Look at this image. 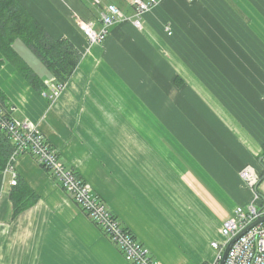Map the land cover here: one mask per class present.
I'll return each instance as SVG.
<instances>
[{"label": "crops", "instance_id": "0c3cea01", "mask_svg": "<svg viewBox=\"0 0 264 264\" xmlns=\"http://www.w3.org/2000/svg\"><path fill=\"white\" fill-rule=\"evenodd\" d=\"M18 1L82 57L54 102L4 65L6 110L38 127L155 262L213 263L233 210L264 207V0H162L140 29L120 21L90 47L77 20L108 4L131 15L126 0ZM13 48L46 86L41 63ZM13 171L38 202L12 218L11 174H0V264H129L30 154Z\"/></svg>", "mask_w": 264, "mask_h": 264}, {"label": "built area", "instance_id": "2783aa9c", "mask_svg": "<svg viewBox=\"0 0 264 264\" xmlns=\"http://www.w3.org/2000/svg\"><path fill=\"white\" fill-rule=\"evenodd\" d=\"M126 1L132 10L131 15H125L117 6L108 4L100 13L98 21L77 20V25L89 47L102 43L106 39L110 27L120 21H130L135 28L140 29L144 15L162 0ZM99 3L100 0H93V5ZM166 30L170 34L169 28ZM46 86L49 88V92L43 93V96L50 102H54L64 89V85L56 84L53 77L46 82ZM0 129L6 133L13 146L9 164L3 171L11 174V186L16 185L17 181V175L13 171L15 160L24 153L30 154L42 169L49 171L74 203L84 209L92 223L105 232L108 239L117 246L126 262L129 264H158L152 259L146 248L137 242L127 230L121 228L119 222L102 201L93 194L91 188L72 170L64 166L57 151L47 143L37 126L27 120L14 119L0 105ZM240 176L249 187L256 189V181L249 171H243ZM257 194L256 192L255 199L258 201ZM263 215L264 207L256 206L255 202L247 207H236L232 216L221 225L222 243L220 245L217 241L211 243V248L218 250V253L215 261L207 264H217L228 243ZM223 264H264V222L252 226L233 243Z\"/></svg>", "mask_w": 264, "mask_h": 264}, {"label": "trees", "instance_id": "16d2710c", "mask_svg": "<svg viewBox=\"0 0 264 264\" xmlns=\"http://www.w3.org/2000/svg\"><path fill=\"white\" fill-rule=\"evenodd\" d=\"M84 1L91 4L93 0ZM16 41H20L30 50L44 66L45 71L54 78L56 84L65 85L81 61L82 55L70 41L51 38L18 0H0V69L6 64L11 65L38 94H43L47 88L42 79L14 50L13 45ZM5 100L7 98L0 90V105L4 109ZM12 151L13 146L9 137L0 129V174L8 166ZM261 156L264 157V145ZM44 170L50 174L48 170ZM9 200L12 218H16L34 206L38 202V196L17 177L16 185L10 187ZM77 206L87 215L82 207ZM112 216L115 218L113 214ZM94 225L106 235L99 226ZM121 228L126 230L124 227Z\"/></svg>", "mask_w": 264, "mask_h": 264}, {"label": "water", "instance_id": "95a60500", "mask_svg": "<svg viewBox=\"0 0 264 264\" xmlns=\"http://www.w3.org/2000/svg\"><path fill=\"white\" fill-rule=\"evenodd\" d=\"M259 161H262V158H259ZM261 222H264V215L259 217L252 225H250L248 228L244 229L242 232H240L238 235H236L229 243L228 245L226 246V248L224 249V251L222 252V256H221V259L220 261L217 263V264H223L226 256H227V253L229 251V249L231 248V246L233 245V243H235V241L240 237L242 236L248 229H250L252 226H254L255 224L257 223H261Z\"/></svg>", "mask_w": 264, "mask_h": 264}, {"label": "rangeland", "instance_id": "374dc122", "mask_svg": "<svg viewBox=\"0 0 264 264\" xmlns=\"http://www.w3.org/2000/svg\"><path fill=\"white\" fill-rule=\"evenodd\" d=\"M130 9H131V8H130ZM24 47H26V46H24ZM26 48H27V47H26ZM27 49H28V48H27ZM28 50H29V49H28ZM29 51H30V50H29ZM30 53H31V52H30ZM31 54H32V53H31ZM34 57H35V56H34ZM35 58H36V57H35ZM36 59H37V58H36ZM37 60H38V59H37ZM38 61H39V60H38ZM40 63H41V62H40ZM40 67H41V69H43L44 66L41 64ZM256 206H258V207H262V201L259 200V201L256 203Z\"/></svg>", "mask_w": 264, "mask_h": 264}]
</instances>
